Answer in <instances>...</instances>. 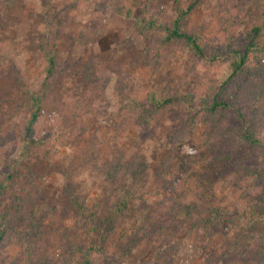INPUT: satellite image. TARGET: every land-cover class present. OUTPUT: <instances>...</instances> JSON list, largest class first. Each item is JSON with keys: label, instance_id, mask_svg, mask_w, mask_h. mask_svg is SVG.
Listing matches in <instances>:
<instances>
[{"label": "rangeland", "instance_id": "rangeland-1", "mask_svg": "<svg viewBox=\"0 0 264 264\" xmlns=\"http://www.w3.org/2000/svg\"><path fill=\"white\" fill-rule=\"evenodd\" d=\"M145 1L151 0H135V19H141ZM174 1H162L160 22L164 25L170 26L174 19L171 10ZM114 2L0 0V182L8 175L18 176L23 170L18 157L19 138L28 117V96L37 92L40 83L41 47L47 45L56 57L57 98L76 113L82 111L78 121L83 139L59 145L53 160L39 164L36 170L37 184L31 204L41 207L40 218L33 226L39 231L35 249L38 258L50 257L52 263L63 264V258L67 257L77 264L89 252L102 264H144L155 249L163 248L165 264H259L256 252L262 249L264 241L259 244L260 241L254 240L233 249L229 245V238L235 237L239 223H246L248 201L246 204L238 187L227 186L221 176L206 196L212 197L210 200H205V192L203 196H194L183 189V184L177 186L181 206L191 209L197 220L204 216L206 205L212 203L221 213L217 226L203 234L189 221L167 216L165 205L171 193L155 172L170 149V137L193 107H180L158 128L142 131L132 126L122 142L112 141L113 120L109 115L116 113L129 98L146 103L149 93H159L168 84L182 95L192 96L196 103L205 93L200 83L217 89L226 78L223 69L206 64L191 73L190 64L184 61L181 65L179 55L173 53L158 70L146 68L142 63L144 43L134 29V21L117 16ZM218 14L217 0H206L192 16L190 25L209 28ZM249 20V17L245 19L244 25ZM98 58L102 60L101 65L93 70L91 77L87 65ZM50 113L51 107L44 109L35 130L37 138L49 133ZM202 131L200 127L195 140ZM260 140L262 149L254 152L253 165L261 161L256 155L264 151V132ZM116 152L125 159L140 153L147 169L140 200L131 205L128 224H119L115 235L108 238L102 249L99 245L106 237L101 236L99 228L103 229L107 215L108 195L121 186L107 179L103 169ZM66 188L85 199L93 218L84 221L75 216ZM0 213L15 224L13 198L9 194L0 199ZM31 215L30 211L26 212L32 219ZM254 231L258 238H264V227L258 226ZM24 234L0 250V264L20 262L18 241ZM132 237L142 241L143 246L135 254L122 257L120 251L129 247Z\"/></svg>", "mask_w": 264, "mask_h": 264}, {"label": "trees", "instance_id": "trees-1", "mask_svg": "<svg viewBox=\"0 0 264 264\" xmlns=\"http://www.w3.org/2000/svg\"><path fill=\"white\" fill-rule=\"evenodd\" d=\"M162 1H145L141 19H135V0L114 2L115 14L121 19L133 20L134 29L143 40V65L156 71L173 53L179 55L181 65L184 61L190 64L191 73L206 64L223 69L226 78L217 89L200 83L205 93L196 103L192 96L182 95L168 84L159 93H149L146 103L129 98L116 113L109 115L113 120L112 141L122 142L132 126L142 131L149 127L158 128L171 118L175 110L193 107L188 110L189 115L182 126L170 137V149L155 172L166 191L171 193L165 205L167 216L189 221L203 234L217 226L221 216L218 209L210 203L205 207L204 216H199V220L193 218L192 210L181 206L182 197L177 186L183 184V189L194 196H203L205 192V200H210L212 197L206 196L221 176L227 186L238 187L246 204L248 201L246 223L238 222L235 237L229 238V245L233 249L254 240L261 244L264 238H258L254 228L264 227V151L256 155L261 158L257 165L252 164V159L254 152L262 149L260 138L264 132V0H217L218 18L209 28L190 25L192 16L206 0H175L171 8L174 19L170 26L160 22ZM248 17L250 20L244 25ZM39 58L40 83L37 92L28 96V117L19 138L18 157L23 170L18 176L8 175L4 182H0V199L9 194L15 212V224L0 213V250L12 245L17 236L25 232L18 241L21 249L18 264H54L50 257L38 258L35 252L39 231L33 226L41 212V207L31 204L37 184L36 170L39 164L53 160L59 145L83 139L82 125L78 121L82 111L76 113L57 98L55 55L45 45L40 48ZM101 62L100 58L93 59L87 65L91 77ZM47 107H51L47 122L49 133L37 138L35 130ZM200 127L203 131L195 140ZM146 169L140 153L125 159L120 152H116L104 167L105 177L121 183V186L108 195L105 223L102 221L103 229L99 228V233L106 239L99 237L103 239L99 248L106 246L119 224H128L131 205L140 200ZM66 189L75 216L84 221L93 218L85 199L76 195L74 190ZM29 211L32 219L26 216ZM141 228H138L139 232ZM132 238L129 247L120 251L122 257L135 254L143 246L142 241ZM263 246L264 243L262 249ZM262 249L256 252L259 264H264ZM163 255L164 249L157 248L144 264H165ZM63 259V264H73L67 257ZM77 264L102 263L88 252Z\"/></svg>", "mask_w": 264, "mask_h": 264}]
</instances>
